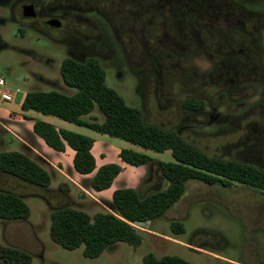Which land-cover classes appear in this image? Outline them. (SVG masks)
<instances>
[{
  "label": "rangeland",
  "instance_id": "374dc122",
  "mask_svg": "<svg viewBox=\"0 0 264 264\" xmlns=\"http://www.w3.org/2000/svg\"><path fill=\"white\" fill-rule=\"evenodd\" d=\"M68 1L46 7L66 22L60 33L46 36L33 28H40L38 23L14 18L19 10H12L11 0H0V77L13 96L10 104L0 102V121L5 122L4 109L18 106L29 91L73 93L61 78V61L93 57L105 70V83L147 122L177 131L210 155L264 170V0ZM186 99L202 101L204 109H184ZM91 117L103 120L96 106L86 116ZM16 123L9 122L13 132L0 126V152L28 150L51 172L50 190L63 184L64 203L90 216L112 212L99 193L80 186L81 175L51 167L37 144L24 147L13 134L19 133ZM97 136L154 159L135 187L140 196L166 186L157 161H172L170 150L154 152ZM118 152L113 147L106 154L124 165ZM0 189L21 195L30 208L27 219H0V244L27 252L29 264H142L149 252L191 264H264V193L246 184L189 180L163 216L136 225L139 246L118 241L95 258L83 255V245L69 250L51 239L50 210L58 198L50 205L43 190L2 176ZM172 220L181 222L184 232L173 233ZM0 264L9 263L0 259Z\"/></svg>",
  "mask_w": 264,
  "mask_h": 264
},
{
  "label": "trees",
  "instance_id": "16d2710c",
  "mask_svg": "<svg viewBox=\"0 0 264 264\" xmlns=\"http://www.w3.org/2000/svg\"><path fill=\"white\" fill-rule=\"evenodd\" d=\"M59 72L64 84L75 88L73 93L29 91L23 96L21 109L83 126L144 150H170L173 158L172 161H157L159 172L167 182L166 187L145 196H140L134 187L116 188L108 202L112 212H96L90 216L86 211L64 203L68 196L63 184L55 190L49 189L51 174L40 161L25 152H0V176L43 190L42 197L49 203L52 198L60 201L51 206L49 234L61 247L72 250L83 245V255L95 258L118 241L133 247L139 246L142 237L136 225L163 216L183 196L189 180L222 187L237 182L264 193V170L235 159L210 155L185 140L177 131L147 122L139 109L127 105L105 83V70L96 58L79 61L67 56L61 61ZM95 106L103 114L101 122L95 117L84 118ZM182 107L200 111L204 109V103L186 99ZM32 129L52 149L64 151L68 145L74 150V170L82 175L93 173L91 177L81 180L82 187L86 189L99 192L109 188L122 170L117 163H106L96 168L91 153L93 139L86 135L56 129L40 119L34 120ZM118 156L122 162L131 166L147 165L154 161L150 155L131 148H121ZM29 215L30 208L21 195L0 189V219L23 220ZM170 228L173 233L184 232L183 224L176 220L170 221ZM0 259L9 264H29L30 255L23 250L0 244ZM142 264L191 263L179 256L157 257L149 252L142 257Z\"/></svg>",
  "mask_w": 264,
  "mask_h": 264
},
{
  "label": "crops",
  "instance_id": "0c3cea01",
  "mask_svg": "<svg viewBox=\"0 0 264 264\" xmlns=\"http://www.w3.org/2000/svg\"><path fill=\"white\" fill-rule=\"evenodd\" d=\"M22 99H23V97L21 98L18 106L12 107L11 109H8V110L4 109V112L1 115H2V118H5V122L0 121V126L6 131L13 132L12 129H10V127H9V122L12 120H16L17 123L14 126H15V128H17L19 133H13V134L16 136V138L21 142V144L24 147L32 149L33 146L35 144H37L39 146V148L44 153H46L50 156L51 161H49L48 163L51 165V167L58 166L60 172L63 175H64L63 170L69 171V172H71V174L73 172L79 174L73 168L72 158L74 156V150L72 148H70L68 145H66L64 151H56V150L52 149L51 147H49L44 142V140L42 138H40L39 136H37L33 132V129H32L33 122H34V120H37V119H40V120H43V121H46V122L52 124L56 129H66V130H70V131H73L76 133H80V134H83V135H86V136L92 138L93 139V145L91 148V153L95 158L96 168H98L99 166L106 164V163H117L121 166V168H122L121 172L117 175V177L113 180L112 185L109 187V188H111V191H106L107 189H109V188H107V189H104L102 191L97 192L100 194L101 199L105 203L110 202L111 194H112L114 189L121 188V187H134L135 188L140 183L141 178L145 174V166L146 165L131 166V165H128V164L122 162L118 156L117 158L124 164V165H122L120 162H117L116 160H114L113 156H107V154H106L107 151L110 152L113 147H117L118 150H120L122 147H118L116 144H112L111 142L104 141L101 138V136L100 137L97 136V134H102V133L93 131V130L88 129L86 127L76 125V128H73V127H71L65 123L54 120L52 118V116H50V115H43V114H40V113L33 111V110H23L20 107V103H21ZM0 102L6 103V104L11 103V101L4 102L1 100H0ZM86 116L90 117L91 113L84 116L85 119H88V118H86ZM24 133H27V137L29 138L30 141H28L26 139V135H24ZM21 134H23V135H21ZM22 136H24L25 138H23ZM128 148H130V147H128ZM93 149H95V153L93 152ZM22 152H25V153L29 154L30 156L32 155V154H30V152L28 150H26V151L24 150ZM98 161L100 163L99 165L97 164ZM50 174H51V172H50ZM92 174L93 173L87 174V175H82V174H79V175H81L83 177L82 179H84V178L91 177ZM81 180L79 183L80 186H82ZM166 185H167V182H166Z\"/></svg>",
  "mask_w": 264,
  "mask_h": 264
},
{
  "label": "flooded vegetation",
  "instance_id": "af4514ba",
  "mask_svg": "<svg viewBox=\"0 0 264 264\" xmlns=\"http://www.w3.org/2000/svg\"><path fill=\"white\" fill-rule=\"evenodd\" d=\"M8 1V0H5ZM12 10L14 8L19 10L18 14H15V19L23 23H38L40 28H35L39 33L49 36L60 33L66 27V22L58 15L49 14L48 6L56 4L69 3L68 0H11ZM31 6L27 9L26 7ZM29 11L30 15L25 13ZM13 13V12H12ZM45 13V14H44Z\"/></svg>",
  "mask_w": 264,
  "mask_h": 264
},
{
  "label": "built area",
  "instance_id": "2783aa9c",
  "mask_svg": "<svg viewBox=\"0 0 264 264\" xmlns=\"http://www.w3.org/2000/svg\"><path fill=\"white\" fill-rule=\"evenodd\" d=\"M5 86V81L0 77V100L4 102H9L12 100V94L8 89H3Z\"/></svg>",
  "mask_w": 264,
  "mask_h": 264
},
{
  "label": "water",
  "instance_id": "95a60500",
  "mask_svg": "<svg viewBox=\"0 0 264 264\" xmlns=\"http://www.w3.org/2000/svg\"><path fill=\"white\" fill-rule=\"evenodd\" d=\"M26 8L29 9V8H31V6H28V7H26ZM25 14H26V15H30V12L27 11Z\"/></svg>",
  "mask_w": 264,
  "mask_h": 264
}]
</instances>
